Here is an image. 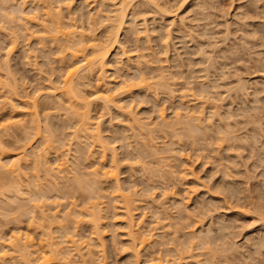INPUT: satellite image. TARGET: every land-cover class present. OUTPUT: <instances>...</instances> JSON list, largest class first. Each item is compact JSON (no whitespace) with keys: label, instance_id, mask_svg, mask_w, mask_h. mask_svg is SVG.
I'll return each instance as SVG.
<instances>
[{"label":"rangeland","instance_id":"1","mask_svg":"<svg viewBox=\"0 0 264 264\" xmlns=\"http://www.w3.org/2000/svg\"><path fill=\"white\" fill-rule=\"evenodd\" d=\"M8 1L0 0V124L14 118L0 125V142L12 153L28 143L30 155L24 174L0 185V245L20 232L42 252L45 233L60 237L66 223L103 264H138L128 232L133 219L142 264L158 256L168 264H264V0H129L131 13L107 75L101 83L98 74L81 79L83 101L48 95L51 85L63 90L70 60L64 43L44 29L52 24L44 12L50 1H39L38 9V1L19 8L21 1L12 0L18 4L12 13L15 3ZM51 1L64 23L105 39L103 15L120 0ZM16 9L35 16L34 23H19ZM114 90L115 99L104 98ZM36 100L41 135H33L30 123ZM71 107L93 116V136L80 131L81 145L75 140L80 116ZM177 113L184 123L175 124ZM197 114L212 126L193 130L188 122ZM164 118L173 124L164 126ZM69 146L67 168L60 171L57 153ZM43 152L51 175L39 164ZM108 170L117 179L106 178ZM94 177L103 180L100 198ZM97 200L98 235L90 223L73 219ZM254 234L261 238L257 244ZM6 252L3 261L18 264L19 252Z\"/></svg>","mask_w":264,"mask_h":264},{"label":"bare ground","instance_id":"2","mask_svg":"<svg viewBox=\"0 0 264 264\" xmlns=\"http://www.w3.org/2000/svg\"><path fill=\"white\" fill-rule=\"evenodd\" d=\"M7 1L8 0H6V3H7ZM9 1H10V4H9ZM9 1H8V5H14L16 0L15 1L9 0ZM11 1H12V4H11ZM17 1H19V2L21 1V5H18L15 3V6H13V7L10 6V7H12V9L10 8L11 13L13 12L12 10L14 8H16L17 5H18V7L19 6L22 7V5L26 4V6L28 7L27 3L28 2L30 3V1L31 2L32 1H38L37 6L39 5V1H40V3L44 2L45 6L47 5V2H48V0H17ZM49 1H50V3L48 2V5H47L48 10L47 11L45 10L44 12H45L46 18H48V17L51 18L50 21L52 24L49 25L50 26L49 28L48 27L44 28L45 24L40 25V23L42 21L41 22L39 21V25L41 27L44 25L43 28L47 29L46 30V32L48 33L47 36H49V35L53 36V38H55L57 41H59V42L62 41L64 43V49L68 51V52L66 51V53L69 55L70 60L67 63L65 73H63V75H61V82L64 84L63 90H61V92H59V91H57L59 89V86L51 85V88L53 90L48 92V95L60 94L61 96H63L65 94H68L71 98L78 96L83 101L86 99V97L79 90V85L83 83L81 81V79L91 78L92 76L98 74V79L100 80V83H101V81L107 75V74L105 75V73L107 72V68H108V64H109V58L113 54L114 49L117 48V46L119 45L120 32L123 31L125 24L128 20V17L131 13L129 10V6H128L129 0H120V1L116 0V1H118L119 5H117L118 3H116V2H112V8L110 9V11L103 15L105 17V25L108 26L105 39H100V38H97V37L92 36V35L88 36V34L86 33V29L83 27L80 28L79 26L76 25V23L75 24L74 23L68 24L67 22H65V23H67V24H65L62 21L63 20L62 15L60 16V14H61L60 10H58V9L54 10V8L51 7V5L53 4V1H51V0H49ZM107 1L111 2L112 0H107ZM153 2H155V1H153ZM32 5H35V2ZM26 6L24 5V7H26ZM37 6L36 7L33 6V7L36 9ZM1 9H2V7H1ZM21 9H19V10L16 9V11L17 10L20 11ZM38 9H40V5L38 6ZM2 13H3L4 17H8V18L12 17V15L14 14L13 13L11 15L10 11H8V10H7V12L2 10ZM18 13H20V14H19V16H17V19L20 20L19 23H21L22 25H23V23L21 21L24 19H25L24 21L26 23L28 20H31L32 22H33V20H35V16L29 15V14L27 15L25 13V10L24 11L21 10ZM18 13L16 12L17 15H18ZM50 18H48V20ZM103 18H102V20H103ZM12 19H13V17H12ZM26 19H27V21H26ZM38 19L40 20V18H38ZM38 19H36L35 23L38 22L37 21ZM43 21H45V20H43ZM50 21H46V22H50ZM26 23H25V25H26ZM42 23H45V22H42ZM135 27H136V25L133 26V29H135ZM143 30H144V28H143ZM50 38H52V37H50ZM55 39H53V41ZM57 41H56V43H57ZM62 42H61V45H62ZM103 43H105V44H103ZM141 62H142V60L138 61L139 65ZM10 70L11 69H9V71ZM80 70H83V74L80 75L79 77H76L77 72H79ZM10 73H11V71H10ZM243 84L244 85L239 84V87L241 89H243L242 88L243 86L245 88V83H243ZM241 85H242V87H241ZM104 98L108 99L109 101H111L112 99H115L116 98L115 90L111 91ZM1 103L2 102L0 101V104ZM38 105H39V102H37V100L34 101V103L32 104V109L30 110L32 113L30 123L34 129L33 135H41V133H42L40 120L38 117V108H37ZM199 112H202V111L200 110ZM72 113H73V115L80 116V118H79L80 119V126L77 127L75 130V137H76L75 140H76V142L78 141L79 145H81L82 141L79 140V137H81L80 131H83L85 133L83 135L86 138L88 136H93V134H91V132H90V125H91L90 119H92L93 116L90 114L89 110H87L83 113H80V112H78V110H75L72 108ZM177 114H178L177 115L178 117H177L175 124L184 123V120L182 118L183 117L182 114L181 113H177ZM12 118H14V117H10V119H8L6 122H2L0 124L1 127H6V126L11 125L13 123V121L11 120ZM206 121H207L206 118L197 114L196 116H194V120L192 122H188V123L191 124V128L193 127L192 128L193 130H194V128H196V130H198V129L202 130V127L205 128V127L211 125V123H212V122L208 123ZM162 124L164 126L168 127V126H171V124H173V123L167 121L164 118ZM219 125H218V129H219ZM223 125H221V126L223 127ZM142 127L144 128L145 126L142 125ZM222 127H220V128L222 129ZM46 128H47L46 129L47 134L49 136L48 139L49 140L53 139L51 127L47 126ZM96 130L98 131L97 132L98 137H102L98 126L96 127ZM219 131H220V129H219ZM30 139H31V136H29V140ZM29 143H31V142H29ZM51 143L52 142H50V144ZM99 144L104 147V152H105V150L107 149V144H105L104 141H102V140L101 141L99 140ZM28 146H29V144L26 143L25 145L22 146V149L20 151H18L16 153H12V152L6 150L4 147L2 148V144L0 142V154H1V158H0V185L3 184V179L11 181L10 179L12 177L16 178V177H20L24 174V166L28 163L29 155H30V153L27 151V148H29ZM62 147L63 148L65 147L64 143H62L59 146V149H61ZM71 150H72V148H71V146H69L65 149H62L60 152L57 153V158H59L61 160L57 164V168L60 171H63L67 168V164L69 161V154H70ZM6 155H8L9 158L4 160V158H5L4 156H6ZM48 159H49V157H48L47 153L43 152V153L39 154V158H38L39 164L45 168L47 174L51 175V172H49L50 168L48 169V166H49V160ZM94 173L97 174V170H94ZM172 173L174 175H176L175 170H173ZM105 176H106V178L110 177V178H116L117 179V172L115 170H110V171L108 170L105 172ZM102 181H103L102 179L97 178V177H94L91 179V183L93 184L94 192L96 193V197H98V198L102 197V194L100 192L101 188H102V186H101ZM21 187H22V185H20V188ZM21 190H22V188H21ZM101 210H102L101 201L97 200V201L91 202V205L89 207H87L86 209L75 211V214L73 215V219L77 224H79L81 222L90 223L91 226L94 228V230H93L94 234L98 235V233H99L98 229H99V224H100V220H101L100 219ZM60 227L62 228V234L60 237L54 235V233H52V232H46L45 233L46 238L41 241V244L44 246V249L42 250V252H40V248L36 247V243L34 241V238L32 236H30L29 234L24 235L23 233L17 232V233L12 234L9 241L2 240L1 245H0V264H8L6 260L3 261V259H4L3 256L5 254H7L6 251L9 249H11L15 252H19V261L17 262L18 264H45V262L47 260H50V259L53 260L56 264H103L102 262H100L99 260H96L94 258L95 250L93 249V247L91 246V244L89 242H87L85 240L83 241V240H81V238L78 237L79 234H78L77 230H75L74 233L72 235H70L71 232L68 230L66 223L60 224ZM134 227H135V224H134V221L132 219L129 223V231L128 232H129L130 239L133 242L132 247L134 248V253L138 257V264H142L141 261H139L140 260L139 259V250L136 249L138 239H139V235L136 236V234H135L136 230ZM209 232L202 234L201 236L196 235L195 237L209 236L210 235ZM254 235H252V236H254ZM252 236L251 237L249 236L248 240H250L252 238ZM258 238L259 237H257V236H256V239L254 237L252 238V241L255 239L254 244H257V242L258 243L260 242L261 238L259 240H258ZM141 241H142L141 243L143 245H145L147 243V238L145 236H142ZM191 243L193 244V242H191ZM66 247H68L70 249L65 250ZM85 248H87V251H84ZM71 252H75L74 254H75V256H77V258H73ZM165 260H166V262H165ZM168 262H170L169 259L162 258L161 256H158L156 258L151 259L148 262L145 261L143 264H168ZM177 263L181 264L179 262H177ZM196 263L198 264L199 260H198V262L194 261V264H196ZM201 264H203V263H201Z\"/></svg>","mask_w":264,"mask_h":264}]
</instances>
